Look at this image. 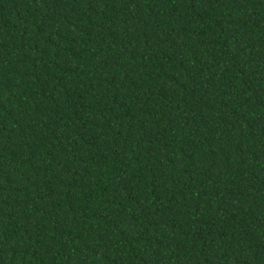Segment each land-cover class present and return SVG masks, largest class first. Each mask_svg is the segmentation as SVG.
Returning a JSON list of instances; mask_svg holds the SVG:
<instances>
[{
    "label": "trees",
    "instance_id": "trees-1",
    "mask_svg": "<svg viewBox=\"0 0 264 264\" xmlns=\"http://www.w3.org/2000/svg\"><path fill=\"white\" fill-rule=\"evenodd\" d=\"M0 264H264V0H0Z\"/></svg>",
    "mask_w": 264,
    "mask_h": 264
}]
</instances>
